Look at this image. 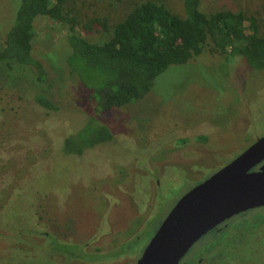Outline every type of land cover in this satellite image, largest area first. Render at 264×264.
I'll list each match as a JSON object with an SVG mask.
<instances>
[{"label": "rangeland", "instance_id": "374dc122", "mask_svg": "<svg viewBox=\"0 0 264 264\" xmlns=\"http://www.w3.org/2000/svg\"><path fill=\"white\" fill-rule=\"evenodd\" d=\"M148 1L185 16L183 0H68L74 33L70 19L34 24L33 55L47 83L30 67L0 62V264H137L180 199L264 136V70L210 38L143 99L95 112L91 90L67 64L68 37L103 43V25L115 27ZM20 3L0 0V50ZM200 8L254 18L264 35V0H202ZM38 95L56 110L37 104ZM91 120L113 139L68 153L66 140ZM193 249L201 264H264V208Z\"/></svg>", "mask_w": 264, "mask_h": 264}, {"label": "trees", "instance_id": "16d2710c", "mask_svg": "<svg viewBox=\"0 0 264 264\" xmlns=\"http://www.w3.org/2000/svg\"><path fill=\"white\" fill-rule=\"evenodd\" d=\"M183 1L184 17L154 1L137 6L115 27L103 25L109 36L100 44L91 43L80 35L68 37L71 52L67 64L85 88L91 90L97 114L143 99L158 76L172 66L184 65L198 57L209 38L220 50L230 42L233 55L241 56L254 71L264 70V35L260 34L256 19L230 11L206 15L200 8L202 0ZM67 2L21 0L14 25L0 50V62L8 69L13 65L30 67L40 83H47V71L33 55L34 24L38 17L70 19L64 11ZM70 23L74 33L71 19ZM36 102L45 109L56 110L43 95H38ZM112 139L108 127L91 120L76 136L66 140L65 150L82 155L87 149Z\"/></svg>", "mask_w": 264, "mask_h": 264}, {"label": "water", "instance_id": "95a60500", "mask_svg": "<svg viewBox=\"0 0 264 264\" xmlns=\"http://www.w3.org/2000/svg\"><path fill=\"white\" fill-rule=\"evenodd\" d=\"M264 137L176 204L137 264H180L207 234L249 210L264 208Z\"/></svg>", "mask_w": 264, "mask_h": 264}, {"label": "flooded vegetation", "instance_id": "af4514ba", "mask_svg": "<svg viewBox=\"0 0 264 264\" xmlns=\"http://www.w3.org/2000/svg\"><path fill=\"white\" fill-rule=\"evenodd\" d=\"M264 136H262V137H258V138H256V140H255V142L254 143H256L257 141H258V139H260V138H263ZM253 143V144H254ZM252 144V145H253ZM251 145V146H252ZM251 146H249V147H251ZM248 147V148H249ZM247 148V149H248ZM246 151V149L244 150V152ZM260 171H262V172H264V160L259 164V165H257L253 170H252V172H260ZM254 210V209H253ZM250 211V210H249ZM249 211H247V212H249ZM247 212H245V213H242V214H240V215H238V216H242V215H246L247 214ZM231 220V219H230ZM229 221H227L226 223H224V224H222L221 226H219V227H217L215 230H213L214 232L215 231H218V232H220V231H222L226 226H227V223H228ZM197 245V244H196ZM195 245V246H196ZM195 246L193 247V248H195ZM191 249L188 253H187V255L183 258V260L180 262V264H201L202 263V261L201 260H197L199 257H200V252H197V251H195V249Z\"/></svg>", "mask_w": 264, "mask_h": 264}]
</instances>
